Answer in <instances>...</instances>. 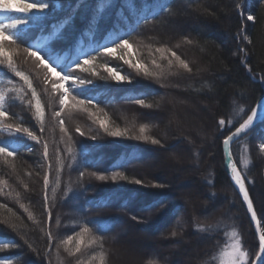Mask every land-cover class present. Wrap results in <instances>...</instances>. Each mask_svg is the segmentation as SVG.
<instances>
[{"label": "trees", "instance_id": "1", "mask_svg": "<svg viewBox=\"0 0 264 264\" xmlns=\"http://www.w3.org/2000/svg\"><path fill=\"white\" fill-rule=\"evenodd\" d=\"M38 3L47 7L0 18V119L9 130H0V264H119L116 248L133 225H154L171 246L140 264H218L233 227L253 264L260 242L227 172L224 142L264 96V0L0 7ZM122 40L131 53L117 46ZM56 73L77 81L65 91ZM174 108L201 112L200 135L167 118ZM101 123L125 135L110 136ZM262 145L264 120L231 150L264 233ZM168 155L176 174L146 168Z\"/></svg>", "mask_w": 264, "mask_h": 264}, {"label": "rangeland", "instance_id": "2", "mask_svg": "<svg viewBox=\"0 0 264 264\" xmlns=\"http://www.w3.org/2000/svg\"><path fill=\"white\" fill-rule=\"evenodd\" d=\"M20 8L16 5H13L11 7H7V9H0V18H3L11 13H23V11L19 10ZM180 34V33H179ZM176 37V36H175ZM128 49L125 51V54H128L129 52H132V49L130 46H126ZM112 52L116 53V49H113ZM112 75L116 77H122L121 73L116 68H111ZM77 81V78L70 79L68 81L61 82V85L63 89L67 90V84L70 81ZM120 81L119 79H116ZM78 88H86V84H76ZM3 102V100H2ZM0 102V104L2 103ZM193 108V107H192ZM167 118L171 119L172 122H175V125H181V127L192 129L195 133H199L201 129H203V116L201 115L200 111H197L196 108L192 111H180L177 108H174L173 113L167 116ZM194 126V128H190ZM179 127V126H178ZM0 130H4L6 132H9L6 128L2 126V121L0 119ZM13 133L18 134V132L14 131ZM197 133V134H198ZM198 135V136H199ZM200 137V136H199ZM205 137V136H204ZM39 140V139H38ZM173 158L166 157L164 159H161L157 162V165L154 167V165H149L146 168L147 169H153L154 171H160L162 174L169 173L171 171L174 172V174L177 173L175 166V162L172 161ZM171 163V165H169ZM175 169V170H174ZM166 221L170 222V218H168ZM165 221V222H166ZM127 235L122 239V241L119 243L118 247L116 248V260L119 264H140L143 259L146 256H150L151 254L160 255L168 252V250L171 248L169 242H165L166 244H163L161 241L164 239L166 240L167 235H160L159 236V229L154 227V225L148 229L135 227V225L130 226L128 228ZM167 234V232L165 233ZM239 241L240 243V250L242 252H245L247 254L243 264L249 263V256L246 250L243 248L239 233L237 228L233 227L228 230L227 233V242L225 246L220 250V252L216 255V262L218 264H233L234 259V252L233 247L234 245ZM172 245V244H171ZM172 250V249H171ZM177 254V253H176Z\"/></svg>", "mask_w": 264, "mask_h": 264}, {"label": "snow or ice", "instance_id": "3", "mask_svg": "<svg viewBox=\"0 0 264 264\" xmlns=\"http://www.w3.org/2000/svg\"><path fill=\"white\" fill-rule=\"evenodd\" d=\"M47 7V4H44V3H38V4H29V5H25L23 8L19 9L20 11H24V12H29L31 10H43ZM0 9H7V7L5 6H2L0 7ZM249 19H253L252 17H249ZM23 21L21 20H16L15 22H13L10 26L11 27H15L19 24H21ZM4 28V25L3 24H0V30H2ZM8 39H11V37H8ZM129 42L127 40H122L120 42L119 45H117L118 47L120 46H128ZM105 52H110L111 49H108V48H105L104 49ZM30 55L33 56V57H37V59L47 68L49 69L50 71L52 72H56V68L53 67L51 64H49L46 60H44L43 57H40L38 52H35V51H30ZM173 56H175V53H172ZM177 59H179L177 57ZM89 61L87 59H85L83 61L84 64H87ZM127 62V61H126ZM181 65L185 68H187V64L184 63V61H180ZM76 67L77 68H80L82 67V65L79 63V62H76ZM84 71H87V68L84 69ZM109 71L111 72L112 69H109ZM57 76H59V78L61 80H64V81H68L71 79V76L70 75H60V73H56ZM114 79H119V80H124L126 79L125 77H116L114 76L113 77ZM83 83V82H82ZM3 100V97H0V102H2ZM63 102V101H62ZM89 103H91V101H89ZM141 103H143V101H141ZM259 111L260 112H264V103H261L260 106H259ZM37 112L38 114L42 117L43 116V111L40 109V106H39V102H37ZM257 113H258V110L257 109H253L252 110V115H249L248 116V119L244 121L243 124L240 125L239 128L236 129V133L239 134L241 133L243 130L247 129L250 125L253 124L254 122V118L257 116ZM7 113H4V112H0V116H6ZM221 123H223V121H221ZM101 127L104 128V131L107 132L110 136H113V137H119V136H123L125 135V133H122L120 131H109V129L103 124L101 123ZM25 131H27L25 129ZM79 131V130H77ZM141 133L144 132V128L142 127L140 129ZM29 136L32 137L33 140L37 139L32 133H28ZM94 139V138H93ZM137 139H140V140H148L149 137H146V136H139L137 137ZM153 144H159L160 141L159 140H155L153 139L151 141ZM227 142V141H225ZM262 147H264V145H262ZM0 152H7V149L6 148H0ZM9 155H12V153H9ZM235 170V169H234ZM81 175H83V173H81ZM122 179H126V177H121ZM100 180H106L107 177L105 176H100L99 177ZM117 179V176L114 175L112 176V180H116ZM235 180H236V183L239 184L240 186V191L243 193V197H244V200H246L248 202V208L251 210L252 209V202L251 200L249 199L248 197V192L245 190V187H244V183L239 175V173L236 174L235 176ZM45 183H47V177H45ZM136 184H140L141 181L139 180H136L135 181ZM256 216V213L255 211H252V217L255 218ZM173 236L176 235L175 232L172 233ZM260 249H261V253L262 254H258L257 256V259L258 260H264V233L261 234L260 236ZM233 252H234V259H233V264H243L247 254L245 252H242L240 250V243L239 241H237V243L234 245L233 247ZM255 264V262H254Z\"/></svg>", "mask_w": 264, "mask_h": 264}, {"label": "water", "instance_id": "4", "mask_svg": "<svg viewBox=\"0 0 264 264\" xmlns=\"http://www.w3.org/2000/svg\"><path fill=\"white\" fill-rule=\"evenodd\" d=\"M261 103H264V96L261 98V100L257 103V105L254 107V109H257L258 110V113H257V116L254 118V122L252 125H250L247 129L243 130L241 133L237 134L236 133V130L225 140L227 142H224V150H225V157H226V167H227V172L229 174V177L234 185V187L236 188L238 194L240 195L242 201L245 203L246 207H247V210H248V213H249V216H250V219L253 223V226H254V229H255V233L259 239V242H260V236L261 234L263 233V230H262V226H261V223L259 221V218H258V215H257V212H256V209H255V206L253 204V201H252V198L250 196V193H249V190L245 184V181L241 175V178H242V181L244 183V187H245V190L248 192V197L249 199L251 200L252 202V209L250 210L248 208V202L246 200H244V197H243V193L240 191V186L239 184L236 183V180H235V173L236 171L238 170V167H237V164L235 162V159L232 155V150H231V146L234 142H236L237 140H239L240 138H242L243 136H245L253 127H255L259 122H261L262 120H264V112H260L259 111V106ZM249 115H252V111ZM248 119V117H247ZM246 119V120H247ZM244 123V122H243ZM242 123V124H243ZM240 127V126H239ZM238 127V128H239ZM235 169V170H234ZM252 211H255L256 213V216L255 218L252 217ZM259 254H262L261 253V250H260V253ZM255 264H264V260H258L256 258V260L254 261ZM253 262V264H254Z\"/></svg>", "mask_w": 264, "mask_h": 264}, {"label": "bare ground", "instance_id": "5", "mask_svg": "<svg viewBox=\"0 0 264 264\" xmlns=\"http://www.w3.org/2000/svg\"><path fill=\"white\" fill-rule=\"evenodd\" d=\"M237 173H239V175H240V177H241V173H240L239 170L236 171L235 175H236ZM241 179H242V178H241Z\"/></svg>", "mask_w": 264, "mask_h": 264}, {"label": "clouds", "instance_id": "6", "mask_svg": "<svg viewBox=\"0 0 264 264\" xmlns=\"http://www.w3.org/2000/svg\"><path fill=\"white\" fill-rule=\"evenodd\" d=\"M10 5H5V7H9Z\"/></svg>", "mask_w": 264, "mask_h": 264}]
</instances>
